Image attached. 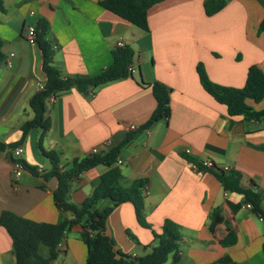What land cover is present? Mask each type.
Wrapping results in <instances>:
<instances>
[{
  "label": "crops",
  "instance_id": "obj_1",
  "mask_svg": "<svg viewBox=\"0 0 264 264\" xmlns=\"http://www.w3.org/2000/svg\"><path fill=\"white\" fill-rule=\"evenodd\" d=\"M1 1L5 59L0 65V214L7 211L50 224L72 218L54 206L55 178L42 177L52 166L37 148L40 130L32 129L18 146V160L35 168V174L22 168L15 178L8 147L20 139V126L32 118L28 101L45 82L40 52L25 38L28 27L35 29L43 19L49 25L53 66L63 77L96 76L111 64L117 48L129 47L134 54L128 77L99 86L92 96L72 89L49 99L50 128L41 137V147L55 151L58 167L67 169L73 159L107 151L131 136L115 167L123 188L145 180L146 227L137 222L131 203L115 207L105 225L115 249L130 258L148 254L169 220L179 236V259L174 262L170 255L165 264H226L218 262L224 257L235 264H264L263 221L240 205V195L225 192L204 167L210 162L238 172L242 187L254 184L261 190L264 211V117L229 116L202 88L196 72L200 64L211 82L233 88L243 87L251 66L264 73V31L258 33L264 0H226L212 16L204 13L205 0H163L147 11V31L101 8V0ZM154 82L170 90V115L143 129L156 107L150 88ZM246 104L262 111L264 97ZM107 170L99 165L73 179L69 202L81 204ZM110 205L105 200L98 209ZM81 233L79 225L66 232L49 264H85ZM230 233L234 243L222 244ZM0 264H15L12 241L1 226Z\"/></svg>",
  "mask_w": 264,
  "mask_h": 264
},
{
  "label": "trees",
  "instance_id": "obj_2",
  "mask_svg": "<svg viewBox=\"0 0 264 264\" xmlns=\"http://www.w3.org/2000/svg\"><path fill=\"white\" fill-rule=\"evenodd\" d=\"M163 0H101L98 5L104 10L127 21L131 25L147 31V11ZM226 0H205L203 10L206 16H212L221 11ZM5 8L0 0V13ZM264 31V21L258 28V33ZM49 25L41 19L35 24L34 43L41 56V71L45 77L42 90H38L28 101L32 112V118L20 126L21 137L9 145V149L20 146L32 129L40 130L37 141L39 153L51 163V170L42 175L47 180L51 177L56 180V189L52 194L54 206L61 212L72 214L71 219H62L56 224L41 223L16 216L3 211L0 214V226L9 235L15 254V264H49L57 256V245L62 241L66 232L73 226L82 228V239L86 245L87 256L85 264H165L172 255L173 261L178 258V242L176 225L165 220L160 236H156V243L150 252L142 257L130 258L115 249L114 241L105 234L106 220L113 209L123 203L133 205L137 222L146 227L143 216L142 188L145 180H137L130 187L123 188L119 184L120 171L115 167L121 147L129 140L127 136L121 143L107 151H97L82 158L73 159L70 167L63 169L58 167V154L55 151H46L41 147V137L49 130L50 121L46 113V102L50 97H56L76 89L82 94H87L99 86L114 82L130 75V66L133 59V51L129 47L117 48L112 51V62L105 69L93 77H63L53 66L54 50L48 41ZM0 41V65L4 62ZM196 72L202 88L219 104L225 106L229 116H242L246 120L264 117V110L254 111L246 104V100L259 103L264 97V73L256 66L249 67L245 83L241 88L224 87L209 80L203 67L198 64ZM151 93L156 102V107L148 120L142 126L148 128L154 122L166 119L170 115V90L159 82L150 85ZM2 147L0 146V150ZM11 159L12 156H10ZM17 162L26 171L35 174V168L28 166L23 160ZM102 165L108 170L97 181L89 197L79 205H74L68 200L70 182L78 178L82 173L93 167ZM221 183L225 192L235 193L241 196L240 205H250L253 214L264 223V211L261 207L262 192L252 184L251 188L241 186V175L236 171H224L214 167L209 169ZM105 200L111 205L102 210L98 206ZM215 214L212 223L215 221ZM212 230V225L210 226ZM130 239L135 241L132 234L127 232ZM235 236L230 233L221 240L224 245L234 243ZM44 249V254L40 253ZM264 250V243H263ZM219 263L235 264L228 257L218 261Z\"/></svg>",
  "mask_w": 264,
  "mask_h": 264
},
{
  "label": "built area",
  "instance_id": "obj_3",
  "mask_svg": "<svg viewBox=\"0 0 264 264\" xmlns=\"http://www.w3.org/2000/svg\"><path fill=\"white\" fill-rule=\"evenodd\" d=\"M34 36H35V29L33 27H28L26 35H25V38H26L27 42L30 43V44H35L34 43ZM118 45H120V43ZM43 86H44V84H39L38 85V90L39 91L42 90ZM92 94H93L92 91L88 93L89 96H92ZM53 99H54V97H50V100H53ZM131 129H134V126ZM10 152H11V156H12V158L14 160L15 167H16L13 175H14L15 178H17L20 175L21 169H22V166L17 162V160H18V158H19V156L21 154V148L20 147H16V148L12 149ZM117 163H119V160H117ZM204 167L209 170V169H213L215 166L212 163L207 162V163H205ZM222 169L224 171L228 170L227 168H222ZM245 206L250 209V205L247 204Z\"/></svg>",
  "mask_w": 264,
  "mask_h": 264
}]
</instances>
